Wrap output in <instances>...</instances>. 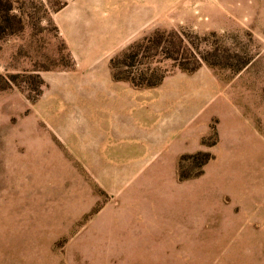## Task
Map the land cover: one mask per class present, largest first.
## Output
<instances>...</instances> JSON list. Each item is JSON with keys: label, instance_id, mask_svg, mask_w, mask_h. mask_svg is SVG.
<instances>
[{"label": "rangeland", "instance_id": "1", "mask_svg": "<svg viewBox=\"0 0 264 264\" xmlns=\"http://www.w3.org/2000/svg\"><path fill=\"white\" fill-rule=\"evenodd\" d=\"M0 264H264V0H0Z\"/></svg>", "mask_w": 264, "mask_h": 264}]
</instances>
